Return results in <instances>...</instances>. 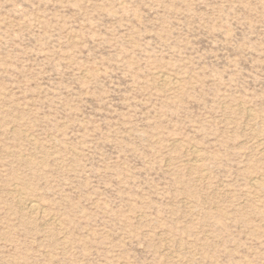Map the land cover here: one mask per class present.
<instances>
[{
	"label": "rangeland",
	"instance_id": "374dc122",
	"mask_svg": "<svg viewBox=\"0 0 264 264\" xmlns=\"http://www.w3.org/2000/svg\"><path fill=\"white\" fill-rule=\"evenodd\" d=\"M254 179L264 0H0V264H264Z\"/></svg>",
	"mask_w": 264,
	"mask_h": 264
},
{
	"label": "bare ground",
	"instance_id": "6f19581e",
	"mask_svg": "<svg viewBox=\"0 0 264 264\" xmlns=\"http://www.w3.org/2000/svg\"><path fill=\"white\" fill-rule=\"evenodd\" d=\"M162 79V78H161ZM168 78L164 77L163 78V82H168ZM195 152V151H194ZM197 152V151H196ZM194 159V158H193ZM260 180V179H259ZM257 179H254L252 181L253 186L258 187V188H263L264 187V183L260 182ZM16 194V193H15ZM24 206L29 210V212H36L38 210V206L36 205V203H34L32 200H24ZM39 205V204H38ZM53 219V218H52Z\"/></svg>",
	"mask_w": 264,
	"mask_h": 264
}]
</instances>
